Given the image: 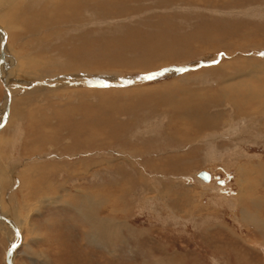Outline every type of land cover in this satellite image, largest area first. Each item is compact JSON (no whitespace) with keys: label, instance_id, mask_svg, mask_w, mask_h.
Instances as JSON below:
<instances>
[{"label":"rangeland","instance_id":"374dc122","mask_svg":"<svg viewBox=\"0 0 264 264\" xmlns=\"http://www.w3.org/2000/svg\"><path fill=\"white\" fill-rule=\"evenodd\" d=\"M94 1L31 0L17 14L20 26L12 18L8 24L0 20V27L13 35L8 40L7 84L14 97L9 121L0 130V212L20 226L23 236L13 264H264V231H259L262 225L256 226L264 225V178L256 167L264 163V120L256 124L248 120L247 131L238 133L237 127L245 125L240 115L234 135L225 133L227 128L232 130L225 118L209 132L186 121L187 126H180L182 132L195 138L188 143L172 133L170 123L177 114L161 110L156 100L162 88L183 91L180 98L189 91L228 88L237 81L264 84L259 74L250 80L245 75L222 82L202 72L221 63L225 67L244 62V68L248 62H264V0H127L124 8ZM16 2L12 6L18 9L21 1ZM0 3L8 7L12 0ZM72 11L79 14L70 21ZM6 14L2 15L11 17ZM178 51L185 53L175 58L163 55ZM6 64L0 63V118L5 114L7 95L1 78ZM178 65L188 69L131 87L120 86L123 80L106 79L115 74L135 80ZM75 72L103 77L106 86L58 80ZM113 82L119 86H108ZM64 83L66 88L86 92H57ZM122 88L146 95L135 97L134 91L102 101V91ZM173 95L177 98V93ZM60 105L62 119H57L54 114ZM219 108L223 107L214 106L210 113L223 111ZM44 116L49 120L44 130L50 137L36 147L34 128L37 118ZM188 116L194 119L192 112ZM91 132L97 135L95 141ZM158 162L163 168L157 167ZM251 163L255 165L247 168ZM29 170L38 173L35 181L28 176ZM244 171L252 172L247 177L254 181L247 191L251 201L246 207L257 223H246L236 201L246 191L239 174ZM199 172H207L216 187L208 194L201 188L204 198L193 181ZM32 183L36 197L23 189L30 190ZM106 191L113 200L95 202L99 206L95 207L90 194L102 199ZM224 196L232 199L234 207ZM86 212L94 213L93 220L101 226L112 221L113 233L108 236L104 231L102 237L106 242L114 240L113 246L95 242L91 222L83 218ZM1 225L0 264H7L13 236L9 226L3 225L5 230Z\"/></svg>","mask_w":264,"mask_h":264},{"label":"bare ground","instance_id":"6f19581e","mask_svg":"<svg viewBox=\"0 0 264 264\" xmlns=\"http://www.w3.org/2000/svg\"><path fill=\"white\" fill-rule=\"evenodd\" d=\"M1 1V0H0ZM16 1H21L20 3V8H16L15 6L13 7L12 5H14V3ZM57 1H61V0H57ZM74 1V0H73ZM77 1V0H76ZM85 1V0H84ZM97 1V0H95ZM94 1V3H95ZM99 1V0H98ZM103 2H108V4H117L119 5L120 7L124 8L123 6L127 5V0H101ZM170 1V0H169ZM8 3V1H6ZM5 1L3 2L4 4L6 3ZM11 2V0H10ZM31 2V0H12V3L10 4V6L8 7H4L2 6V4L0 3V20L2 21V23H7L6 21H9L8 19H11L12 18V22L14 23V25L16 26H20L18 25L16 22L17 21V14H22V12H24L25 10V5H28L27 4ZM100 2V1H99ZM129 2V1H128ZM17 3V2H16ZM15 3V4H16ZM19 3V2H18ZM17 3V4H18ZM32 3V2H31ZM87 3V1H86ZM136 3V2H135ZM154 3V2H153ZM9 4V3H8ZM73 4V2H72ZM71 4V5H72ZM89 3H87L88 5ZM105 4V3H104ZM107 4V5H108ZM37 5V4H35ZM60 4H58L59 6ZM90 5V4H89ZM96 5V4H94ZM106 5V6H107ZM110 5V6H111ZM29 6V5H28ZM32 6V5H30ZM54 6V5H53ZM57 6V7H58ZM77 6V5H76ZM82 6V5H81ZM101 6V5H100ZM103 6V4H102ZM100 7V8H103V7ZM109 6V5H108ZM36 7V6H35ZM48 7H50L48 5ZM56 7V6H55ZM79 7V5H78ZM114 7V6H113ZM54 8V7H53ZM63 8V7H62ZM74 8H75V5H74ZM107 8V7H106ZM112 8V7H111ZM55 9V8H54ZM57 9V8H56ZM56 9H55V12H56ZM51 10V9H50ZM77 10V9H76ZM79 10V9H78ZM108 10V8H107ZM105 10V11H107ZM53 11V10H52ZM6 12H8L6 14ZM78 11H72L71 13H69V20H73L74 17L78 16L79 13H77ZM47 13H50V12H47ZM53 13V12H52ZM63 13V12H62ZM2 14H6V15H11V17H4L5 15H2ZM42 14V12L40 13ZM44 14V13H43ZM90 14V13H89ZM45 15V14H44ZM61 13L59 14V17H60ZM13 16V17H12ZM40 16V15H39ZM42 16V15H41ZM55 16V15H54ZM53 16V17H54ZM117 16V15H116ZM19 17V16H18ZM64 17V16H63ZM21 18V17H20ZM29 19V18H28ZM39 19V18H38ZM44 20V19H43ZM46 20V19H45ZM78 20V19H77ZM51 22V21H50ZM55 22V20H54ZM61 22V21H60ZM63 22V21H62ZM68 22V20H67ZM66 22V23H67ZM74 22V21H73ZM72 22V24H73ZM16 23V24H15ZM71 24V22H69ZM8 24V23H7ZM10 24V23H9ZM35 25H39L38 22H35ZM49 26V25H48ZM62 26V25H61ZM73 26V25H72ZM43 26H41L42 28ZM47 27V25H46ZM8 26H7V28ZM14 29V27H13ZM39 29V28H38ZM24 30V29H23ZM10 33H7L5 31L4 28L0 27V63H3L5 61V63L7 62L8 64H6L5 66V70L3 72V75H2V84L5 88V91H6V104H5V108H4V112L5 114L3 115L4 117L3 118H0L1 119V123L2 125L0 126V130L3 128L4 124L7 123L6 120L8 118V114L9 112L11 111L10 110V107L12 106V102H13V93L12 91L10 90L9 88V85L7 84L9 82V76H8V73H9V69H10V65H9V60H10V51L8 50V40L10 38V36L12 37V33L11 31L9 30L8 31ZM21 32V31H20ZM170 39V38H168ZM190 41V40H188ZM168 42V41H167ZM224 45V43H222ZM227 44V43H226ZM225 44V45H226ZM235 44V43H234ZM186 45H189V44H186ZM231 45V44H230ZM155 46V45H154ZM222 46V45H221ZM170 47V46H169ZM227 48L230 50V46L227 45ZM157 49V48H155ZM160 52H163V51H160ZM181 52L185 53V51H178V52H172L171 54L169 53H165L163 55H168L169 57L171 56L172 58H175V56L179 57L181 56ZM187 52V51H186ZM154 53V51L152 52ZM149 54V53H148ZM158 56V55H157ZM170 57V58H171ZM213 58V57H212ZM175 60V59H174ZM209 60V59H208ZM215 61V60H214ZM142 62V61H141ZM168 64V63H167ZM2 65V64H1ZM144 65V64H143ZM146 65V64H145ZM222 63L220 65H218V67H214V68H207V69H203L202 72L208 77V78H217V77H220L221 78V81L223 82L224 80H227V81H230V80H233V81H237L236 79L237 78H240L241 76H244L245 75L247 76L248 80H250L251 78L253 77H256V75L259 74V78L263 79L264 78V62L262 61H256V62H248L246 63L245 65H247L246 67L242 68L241 66H244V62H234V63H231V65H227L224 64L225 67H221ZM4 66V65H3ZM165 66V65H164ZM177 67L179 68H184V70H187V65H178ZM228 69V70H227ZM76 73V74H75ZM75 76H71V75H67V76H62L61 78L58 77V80L61 81V82H65L66 84H71V82H77L78 84H82L83 82H87V83H90V82H96V81H104L102 79H105L103 77H93V78H89L88 75H87V72H75ZM73 74V73H72ZM89 75L91 73H88ZM114 76H108L106 79H109L111 78L112 81H119V80H123V81H128V80H133L134 78L132 76H129L128 78H125V79H120V77L118 76H115V74H113ZM143 77V76H141ZM160 77V76H159ZM7 78V80H6ZM69 78V79H67ZM155 79V78H154ZM158 79V78H157ZM53 80V79H52ZM69 80V81H68ZM58 81V82H59ZM204 81H208L206 78H204ZM53 82V81H52ZM60 82V83H61ZM217 82V81H216ZM220 81H218L219 83ZM238 84H235V85H231L229 86L228 88H221V89H218V90H213L211 88H206L204 91L202 92H197V91H189L190 93H188L187 96H185L184 94H182L183 96H180L179 98V94H181L182 92L178 91L177 88H162V90L159 91V94L161 95L160 97V100L158 98H156L157 102L160 103V105H162L161 107V110H164L165 112H171V113H176L178 116L177 119L173 120L172 123H170L171 125V128L173 129L172 130V133L175 135V136H179V137H183L184 139H188V143L190 142V133L188 134L186 131L187 129L185 128V132L187 134H185L184 132H182V128H180V126H187L188 124H194L195 127H198L200 129H202V131H212L214 128H216V126L218 125V121L219 119H227V124L228 122L231 123L230 124V127L232 128L231 131L228 130V128L226 129L225 133L226 134H236L237 131L238 133L239 132H242V133H245V131H247V126H246V121L250 120L252 121V123L256 124L258 123V121H262L264 120V84H257V85H252L251 82H246V83H241L239 81H237ZM64 83V86L61 85L62 87H60L61 89H59L57 92H63V91H70L69 89H71L73 91L74 90H80L79 92H81L82 94L84 92H86V90H82V89H78L77 87L76 88H66L67 85ZM144 83V82H143ZM214 83V82H213ZM52 84V83H51ZM53 85V84H52ZM66 85V87H65ZM75 85V83H74ZM137 85V84H136ZM108 86H112V87H118L119 84H116V82H113V83H110ZM135 86V85H134ZM45 87V86H44ZM124 87V86H122ZM127 87H131V86H127ZM173 87V86H172ZM55 87L51 88L54 90ZM109 88V87H108ZM95 89V88H94ZM36 90V89H35ZM56 90V89H55ZM76 90V91H77ZM49 91V90H48ZM51 91V90H50ZM135 90L134 89H131V88H122V89H118V91H102V94L105 96V98H102L103 100L102 101H108L109 99H112V97H117L118 95L122 94V93H133ZM207 91V92H205ZM52 92V91H51ZM56 92V91H55ZM54 92V93H55ZM145 92V91H144ZM77 93V92H76ZM92 93V92H91ZM136 95L135 97H139L141 95H146V93H143L140 91L136 92ZM134 93V94H135ZM173 93H177V98H174V95ZM46 94V93H45ZM87 94V93H86ZM137 94H141V95H137ZM97 95V93H96ZM98 96H100L98 94ZM121 96V95H120ZM134 96V95H133ZM82 97V95H81ZM85 97V96H84ZM119 97V96H118ZM124 97V95L122 96ZM131 97V96H130ZM142 97V96H141ZM120 98V97H119ZM126 98V97H125ZM101 99V98H100ZM83 100V99H82ZM81 100V101H82ZM85 100V99H84ZM83 100V101H84ZM137 100V99H136ZM101 101V102H102ZM141 101V100H140ZM87 102V101H86ZM110 102V101H109ZM147 102V101H146ZM145 102V103H146ZM83 103V102H82ZM81 103V104H82ZM158 103V104H159ZM87 104V103H86ZM91 104V103H90ZM88 105H89V102H88ZM87 105V106H88ZM218 105H221L223 108H219L218 110L222 109L223 111H218L217 113L215 112V114H211L210 113V110H212L214 108V106H218ZM124 106V105H123ZM140 106V105H139ZM62 105L59 106V110L57 111V113H55L54 115L57 117V119H62V109H61ZM80 107V106H79ZM84 107V106H83ZM118 107V106H117ZM218 108V107H217ZM107 109V108H106ZM83 110V109H82ZM88 110V109H87ZM129 110V109H128ZM217 110V109H216ZM226 111H228L229 113H232L236 118L234 119V117L232 118V116H230L228 113H226ZM69 112V111H68ZM189 112H192V114L194 115V119L190 118L188 116V113ZM65 113V112H64ZM71 113V111H70ZM214 113V112H212ZM69 114V113H68ZM73 115V114H72ZM78 115V114H77ZM107 115V114H106ZM169 115V114H168ZM243 117V122L242 123V126L244 125V127L241 129L240 126L237 125V121L241 119V116ZM64 116V115H63ZM173 116V115H172ZM72 117V116H71ZM85 117V116H84ZM174 117V116H173ZM37 118V117H36ZM65 118H68L66 115H65ZM9 119V118H8ZM35 119V118H34ZM38 119V122L37 125L35 126L34 128V132L36 133V139L34 138V145L36 144V147L39 145V147L42 145V143H45L47 141V138H49V131H45L44 130V127L48 126L49 124V120L47 117H39L37 118ZM75 119V118H74ZM171 119V118H170ZM3 120V121H2ZM78 120V119H77ZM66 121V120H65ZM189 123H187V122ZM187 125H186V123ZM0 123V124H1ZM59 123H62V121H60ZM240 123V122H239ZM75 124V123H74ZM226 124V125H227ZM61 125V124H59ZM62 126V125H61ZM168 126V125H167ZM174 126V127H173ZM178 126V127H176ZM225 126V125H224ZM237 127V131L234 130L235 127ZM7 127V126H6ZM70 127V126H69ZM190 127V126H189ZM71 128V127H70ZM192 128V126H191ZM246 128V129H245ZM249 128V127H248ZM5 129V128H3ZM85 129V128H84ZM168 129V128H167ZM193 129V128H192ZM197 129V128H196ZM169 130V129H168ZM180 130V131H179ZM191 130V129H190ZM194 130V129H193ZM192 130V132H194ZM2 131V130H1ZM53 131V130H52ZM52 131H50V133L52 134ZM55 131H58V130H55ZM55 131H53L55 133ZM91 131V130H90ZM201 131V132H202ZM171 132V131H170ZM197 132V131H196ZM65 133V132H64ZM92 133V132H91ZM207 133V132H206ZM224 133V134H225ZM71 134V133H70ZM94 133H92V137L94 139H91V140H94L95 141V137H97V135H93ZM58 135V134H57ZM208 135V134H207ZM218 135V134H217ZM187 136V137H185ZM209 136H210V133H209ZM34 137V135L32 136ZM54 137V135H53ZM58 137V136H57ZM228 137V136H227ZM225 137V139L227 138ZM211 138V137H210ZM213 138V137H212ZM99 139V138H98ZM194 141H195V138H193ZM191 139V140H193ZM235 139V138H234ZM31 140V139H30ZM33 140V138H32ZM174 140V139H173ZM177 140V139H176ZM175 140V141H176ZM50 141V140H48ZM79 141V140H78ZM193 141V143H194ZM256 141V140H255ZM31 142V141H30ZM185 142V141H184ZM235 142V141H234ZM209 143V141H208ZM88 144V143H87ZM211 144V143H210ZM80 146V145H79ZM35 148V147H33ZM30 149V148H29ZM192 154V153H191ZM189 156V155H188ZM187 156V157H188ZM185 157V158H187ZM211 158V157H210ZM159 159V158H158ZM157 159V160H158ZM181 159L183 160V158L181 157ZM181 159L178 158L176 161L178 162H181ZM259 159V158H258ZM155 160V159H154ZM160 160V159H159ZM87 160L84 161V165H85V172L89 171V164L86 163ZM167 161V160H166ZM165 161V162H166ZM174 161V160H173ZM91 162V161H90ZM175 162V161H174ZM185 162V161H184ZM159 163V162H158ZM162 163V162H160ZM159 163V165L157 166L158 168H163L162 165ZM256 163V162H255ZM255 163H251L250 167H247V168H252V165H255ZM262 163V164H260ZM260 163H256V167L260 168V173L263 175V178H264V163L263 162H260ZM1 157H0V174H1ZM151 164V163H150ZM50 165V164H49ZM52 165V164H51ZM65 165H69V164H65ZM64 165V166H65ZM76 165V164H75ZM156 165V164H155ZM164 165V164H163ZM86 166H88L86 168ZM155 167V166H154ZM255 167V168H256ZM3 168V167H2ZM65 168V167H64ZM69 168V167H67ZM157 168V169H158ZM257 168V171H259V169ZM42 169V168H41ZM47 169V167H45V170ZM61 169V168H60ZM240 170V169H239ZM244 170V169H242ZM247 170V169H246ZM30 172H28V176H30L31 179H35V175L34 174H38L35 170H29ZM253 171V170H252ZM200 173V172H199ZM196 174V177L199 178L198 174ZM258 173V172H257ZM3 174V172H2ZM39 174H40V171H39ZM160 174V173H159ZM239 174H241V177L243 178V180L241 181L242 182V185L241 186H244L243 188H245V193H246V197L244 196V190L240 192V194L238 196H240V198L236 199L237 202L241 203V207L239 209H241V212H242V216L247 218V222L248 221H251L252 223L255 221V223H257V219L255 218H251L250 215H249V210L248 208L246 207V204L248 202L251 201V198H250V192H247L249 191V185H250V182L251 181H254L253 179H250L248 180L247 177L249 175L252 174L251 171H244V172H240ZM49 175V174H48ZM156 175V174H155ZM261 175V176H262ZM237 176V175H236ZM41 177V176H40ZM43 177V176H42ZM38 178V177H37ZM197 178V179H198ZM196 178L193 179L194 181V184H197L199 185L200 187V190H201V193H200V198H204V191H206L205 194H208L209 191L211 189H215V184L213 183L212 179L211 182L210 180L209 181H204L202 180L201 178V181L200 179L197 180ZM241 179V178H239ZM3 180V179H2ZM0 180V181H2ZM37 180V179H36ZM39 180V179H38ZM259 180V179H258ZM35 181V180H34ZM215 181V180H214ZM238 181V180H237ZM50 182V181H49ZM261 182V181H260ZM260 182H259V185H260ZM30 183V182H29ZM131 183V182H130ZM238 184V183H237ZM252 184V182H251ZM32 186H29L31 187L30 190L29 188L25 187L23 189H26L28 190L29 192V196L33 197H36V191H33L34 188H33V183L31 184ZM47 186V185H46ZM203 190H202V189ZM170 189V188H169ZM253 189V188H252ZM251 189V190H252ZM242 190V189H241ZM108 191V190H107ZM106 191V192H107ZM218 193H220V189H217L216 190ZM42 192V191H41ZM213 192V191H211ZM243 192V193H242ZM116 193V192H115ZM250 193V194H249ZM217 194V193H216ZM238 194V193H237ZM184 195V194H183ZM92 196L91 200H92V203L95 205V207H99L97 203H101V204H104V203H109L110 200H113V194L110 193V192H107L105 195H103L102 199L100 198V196L97 194L96 196L95 195H91ZM89 196V197H90ZM206 196V195H205ZM229 196V195H228ZM232 196V195H231ZM234 196V195H233ZM86 197V196H85ZM88 197V196H87ZM88 197V198H89ZM118 197V194L117 196ZM99 198V199H98ZM115 199V198H114ZM119 199V198H118ZM224 201H226V203L230 204L232 207H234V203L232 204L231 201L232 199H228V197L224 196V198H222ZM254 199V198H253ZM187 201V200H186ZM97 202V203H95ZM257 202V201H256ZM260 203V202H259ZM237 204V203H236ZM235 204V205H236ZM263 204V202H262ZM255 206V205H254ZM2 207V205H1ZM89 207V206H88ZM259 207V206H258ZM2 209V208H1ZM238 209V207H237ZM14 211V210H13ZM2 212V211H1ZM0 212V223H2L1 225V228H3L5 226H9L10 228V232H12V236H13V241H12V244L11 246L9 247L8 251H7V255H6V263L7 264H13V259L16 255V250L19 248V246L21 245V241H22V229L20 228V226H18V224L14 225L12 220L9 219L8 217H5V215H3L2 213ZM82 212V211H81ZM93 212V211H92ZM14 213V212H13ZM89 212H86V213H83V218L84 220L86 221H90L91 223V227H92V230L93 232L95 233V242L98 244V241L101 243H104L106 246H113V241L114 240H108L107 242L103 239L102 235L104 234V231L105 233L107 234L108 232H111L113 233V230H112V226L110 224H112V221L110 222V224H104L103 226L99 225L98 223H95V221L93 219H95V217H93V214H90V217H89ZM97 216V215H96ZM13 219V218H12ZM109 220V218H108ZM18 221V220H17ZM15 222V221H14ZM8 223V224H7ZM247 225V224H246ZM250 225V224H249ZM262 225V226H260ZM3 226V227H2ZM252 226V225H251ZM257 227L260 226V227H263V228H260V232H263L264 231V225L261 224V223H257L256 225ZM6 230V228H3ZM255 229V228H254ZM259 229V227H258ZM258 232V231H257ZM103 233V234H102ZM105 234V235H106ZM109 236V234H107ZM113 237H118L117 234H114L112 235ZM106 238V236H105ZM110 238V237H108ZM262 238H263V241H264V232L262 233ZM16 240V242H15ZM21 240V241H20ZM124 240V239H123ZM101 243V244H102ZM108 243V244H107ZM264 243V242H263ZM96 245V244H95ZM260 245V244H259ZM105 246V247H106ZM239 260V259H238ZM244 261V260H243Z\"/></svg>","mask_w":264,"mask_h":264},{"label":"water","instance_id":"95a60500","mask_svg":"<svg viewBox=\"0 0 264 264\" xmlns=\"http://www.w3.org/2000/svg\"><path fill=\"white\" fill-rule=\"evenodd\" d=\"M196 67H192V68H189L190 70L191 69H195ZM180 71H185L183 70V68H174V69H169V70H166V71H163V72H159V73H152V74H149V75H146L144 77H139L135 80H129V81H124L122 82V84H120V86H133V85H136L138 83H143V82H149L151 80H153L154 78H157L159 76H162L164 75L165 73H169V72H180ZM87 82H85V85H86ZM89 86H92V87H105L106 84L101 82V81H97V82H90V84H87ZM199 178H201L202 180L204 181H209L210 180V175L207 173V172H200L198 174Z\"/></svg>","mask_w":264,"mask_h":264}]
</instances>
